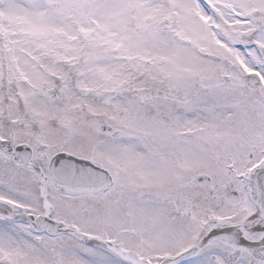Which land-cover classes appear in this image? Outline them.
<instances>
[{"label":"snow or ice","instance_id":"1","mask_svg":"<svg viewBox=\"0 0 264 264\" xmlns=\"http://www.w3.org/2000/svg\"><path fill=\"white\" fill-rule=\"evenodd\" d=\"M0 264H264V0H0Z\"/></svg>","mask_w":264,"mask_h":264}]
</instances>
